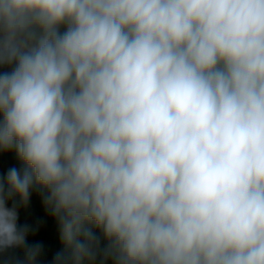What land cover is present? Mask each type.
<instances>
[{
	"label": "clouds",
	"instance_id": "obj_1",
	"mask_svg": "<svg viewBox=\"0 0 264 264\" xmlns=\"http://www.w3.org/2000/svg\"><path fill=\"white\" fill-rule=\"evenodd\" d=\"M12 150L0 252L39 186L54 264H264V0H0Z\"/></svg>",
	"mask_w": 264,
	"mask_h": 264
},
{
	"label": "trees",
	"instance_id": "obj_2",
	"mask_svg": "<svg viewBox=\"0 0 264 264\" xmlns=\"http://www.w3.org/2000/svg\"><path fill=\"white\" fill-rule=\"evenodd\" d=\"M63 30V28L61 29ZM7 70V69H4ZM21 167V162L17 159L16 153L12 151L0 152V173H6L10 167ZM44 192L39 186L33 189L31 199L27 206L18 207L20 225L27 224L31 230L27 235L29 245L41 244L42 248L35 259L29 260L26 249L16 247L0 252V264H54V258L58 252H67V249L60 239L58 223L52 217L50 210L43 202ZM12 201H8V206H12ZM101 236V248L107 243L103 240L102 234L94 225H86ZM82 264H113L112 260L104 261L98 255L94 261L84 260Z\"/></svg>",
	"mask_w": 264,
	"mask_h": 264
}]
</instances>
